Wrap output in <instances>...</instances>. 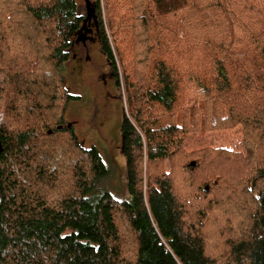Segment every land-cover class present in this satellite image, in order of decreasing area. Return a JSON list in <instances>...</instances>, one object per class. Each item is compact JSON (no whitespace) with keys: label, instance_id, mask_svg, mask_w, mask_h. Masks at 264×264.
<instances>
[{"label":"trees","instance_id":"16d2710c","mask_svg":"<svg viewBox=\"0 0 264 264\" xmlns=\"http://www.w3.org/2000/svg\"><path fill=\"white\" fill-rule=\"evenodd\" d=\"M81 1L25 9L54 71L86 33L117 89L120 63L130 114L120 121L127 198L104 188L109 169L94 147L74 132L54 142L72 127L59 121L46 135L34 131L50 109L31 77L40 49L29 25L5 19L4 38L9 30L13 37L1 39L11 56L3 44L0 83L4 74L12 93L0 101V264H264V0ZM195 115L213 127L237 125L241 150H204L186 164L172 135L185 134ZM205 235L214 241L209 252L220 242L226 252L208 254Z\"/></svg>","mask_w":264,"mask_h":264},{"label":"rangeland","instance_id":"374dc122","mask_svg":"<svg viewBox=\"0 0 264 264\" xmlns=\"http://www.w3.org/2000/svg\"><path fill=\"white\" fill-rule=\"evenodd\" d=\"M37 2L38 4H45L49 2V0H26L23 6L21 5V0H0V48L4 44L1 39L10 40L13 37V30L11 29L12 31L9 30L8 36L4 38V29H7L3 26L5 19H8V21L5 22L6 24H12V22H25L27 26L29 25V30L36 40V45L40 49V53L31 55V57L34 56L31 77H33L38 84L44 86L47 101L50 103V109L48 110L49 115L44 116L43 123H41V126L44 127L40 129V126L37 125L34 131H39L37 134L43 136L46 135L47 130L53 129L59 121H61L64 127L72 122V126L70 125V127H72L71 131L67 130V132L56 133V135L59 136L55 138L54 142L63 145V141L66 140L64 135L71 136L72 132H74L78 142L82 146L87 148L94 147L100 154L104 165L109 169L107 176L100 179L104 184V188L115 198H127V191L125 189V158L121 151L120 121L123 113H128V117H130V114L126 105V93L124 84L122 83L121 65L118 61H115L120 87L117 89L116 87L114 88V85L109 83L106 85L104 80L110 78L107 74L105 75L108 68L105 56H103L102 50H100L101 48L97 42L94 43L95 41L85 38L84 41L86 42V46H82L81 41V44L79 43L77 45V48L80 47L79 50L76 48L75 51L77 52L78 50L79 53L77 52V57H81V59L82 56L86 55L87 62H84V66H78V58L74 60L70 56V59L66 62H63L61 65L59 64L60 66L57 72L54 71L51 62H48V59L46 60L45 58L48 49L44 36L42 32L39 31L37 23L30 19L29 15L26 13L27 9H25L27 5L31 3L36 4ZM82 11H84L83 2ZM101 13L104 30L110 39L108 35L110 24L108 25L102 1ZM113 22H118L116 17ZM86 34L93 36L92 33ZM17 41L20 42V39H17ZM4 45L6 49L5 52L10 57L11 54L8 53V51H10V46ZM21 45L26 46L25 43ZM110 45L115 55L116 51L111 42ZM0 60L2 61L1 58ZM1 64L2 63H0V70L2 68ZM112 70L113 69L110 71L111 73ZM0 73L2 72L0 71ZM2 77H4V74L1 75L0 101L6 103L12 93V89L11 85L8 83L9 81L5 78L2 80ZM136 91L139 93V90ZM68 93L78 96V99L69 98ZM138 103L137 105L140 104ZM141 106L142 105H140V107ZM193 110L196 112L195 107ZM206 110L207 108L204 105H202V107L200 106V109L197 110L198 115L206 112ZM145 114H147V110ZM175 114L178 115V112L172 115H159L158 117L164 120L172 118ZM190 122L191 124H189L188 121L184 122L185 128L188 129L185 134L172 135V138L177 142L178 139L181 141V147L176 146L173 147L172 150H178V148H180L188 153L186 164L190 161L192 162V160L197 161L195 158L196 155L199 156L204 150L219 151L224 148L230 149V147L232 151L241 150L238 138L241 134L237 125L233 127H213L212 124L208 122L201 124L196 115ZM203 126H205V130L202 135H200L196 132V129H200ZM165 164H169V161L166 160L164 162V165ZM182 165L178 174H185L186 169L183 168ZM174 167L178 170L177 164H175ZM143 172L145 178L147 175V164L145 160L143 161ZM210 184V182L205 183L204 187L208 190ZM204 237L206 239L205 250L208 253L213 248L214 241L210 235H205ZM222 244L223 242L216 244L215 248L208 254L218 255V253L214 252L217 249L225 253L227 247Z\"/></svg>","mask_w":264,"mask_h":264},{"label":"flooded vegetation","instance_id":"af4514ba","mask_svg":"<svg viewBox=\"0 0 264 264\" xmlns=\"http://www.w3.org/2000/svg\"><path fill=\"white\" fill-rule=\"evenodd\" d=\"M86 37L85 38H87V36H88V38L90 39V40H92V38H91V36H89V35H85ZM77 43V42H76ZM81 44V42H78L77 43V45L78 44ZM82 46H86V42L85 41H82V44H81ZM79 48L80 47H78L77 49L79 50ZM78 50H77V52H78ZM77 52H75V53H73L72 54V59H76V58H78V66H80V67H83L84 66V62H87V58H86V55H84V56H82V59H81V57H77ZM79 53V52H78ZM108 75L109 76V78L110 79H105L104 81L106 82V85L109 83V84H111V82H112V73L111 72H107V73H105V75Z\"/></svg>","mask_w":264,"mask_h":264},{"label":"water","instance_id":"95a60500","mask_svg":"<svg viewBox=\"0 0 264 264\" xmlns=\"http://www.w3.org/2000/svg\"><path fill=\"white\" fill-rule=\"evenodd\" d=\"M70 125H71V123H68L67 124V127H69L70 128ZM2 151V144H1V141H0V152ZM192 164V166H193V162L191 163Z\"/></svg>","mask_w":264,"mask_h":264}]
</instances>
